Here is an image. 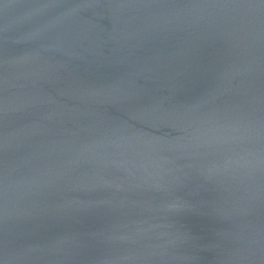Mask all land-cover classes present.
Wrapping results in <instances>:
<instances>
[{
  "label": "water",
  "instance_id": "water-1",
  "mask_svg": "<svg viewBox=\"0 0 264 264\" xmlns=\"http://www.w3.org/2000/svg\"><path fill=\"white\" fill-rule=\"evenodd\" d=\"M0 264H264V0H0Z\"/></svg>",
  "mask_w": 264,
  "mask_h": 264
}]
</instances>
